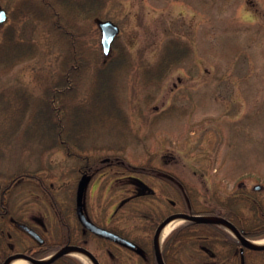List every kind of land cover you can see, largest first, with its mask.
<instances>
[{"label":"rangeland","instance_id":"1","mask_svg":"<svg viewBox=\"0 0 264 264\" xmlns=\"http://www.w3.org/2000/svg\"><path fill=\"white\" fill-rule=\"evenodd\" d=\"M0 4L9 13L0 23L1 186L38 172L62 200L87 161L118 157L98 174L90 203L133 193L122 162L146 166L155 194L125 205L130 234L145 229L131 206H186L165 175L184 183L194 208L234 206L262 225L264 0ZM105 19L120 26L108 55Z\"/></svg>","mask_w":264,"mask_h":264},{"label":"flooded vegetation","instance_id":"2","mask_svg":"<svg viewBox=\"0 0 264 264\" xmlns=\"http://www.w3.org/2000/svg\"><path fill=\"white\" fill-rule=\"evenodd\" d=\"M105 164L114 166L121 164V160L118 157L105 158L101 164L87 161L83 166L85 170L81 169L83 175L89 176L84 212L97 225L131 239L135 244L133 247L98 234L82 222L77 206L78 185L61 200L57 193L62 189L49 183L45 176L38 175V172L25 173L12 178L4 186L0 185V264H9L18 258L23 259L20 264H88L73 250L87 254L93 264H161V261L164 264H264V252L258 253L224 225L228 222L234 225L246 239H262L263 217L259 218L262 225L253 228L252 213L246 216L243 211H236L234 206L196 209L193 206H178L179 202L171 199L174 209L169 214L161 213L159 206H154V213L143 210L144 206H131L140 224L150 229L131 237L123 234L121 214L123 218L127 215L125 205L133 204L136 198L148 196V192L153 196L155 191L143 176L128 174L133 193L123 198V203L120 199L117 204H91L90 196H93L98 176L105 173ZM165 177L168 184L176 185L183 199L187 198L178 184L179 178L176 177L179 181H174L175 176ZM17 183L34 186L19 189ZM33 203L44 206H30ZM180 212L202 214L213 220H185L165 235L160 243L159 237L156 241L155 234L160 223L167 216ZM222 219L228 222H221ZM189 222L214 223L229 235L215 229L211 231V228L207 230L206 224L200 228V233L190 234L184 226Z\"/></svg>","mask_w":264,"mask_h":264},{"label":"water","instance_id":"3","mask_svg":"<svg viewBox=\"0 0 264 264\" xmlns=\"http://www.w3.org/2000/svg\"><path fill=\"white\" fill-rule=\"evenodd\" d=\"M7 11L5 10V8L0 4V22H3L7 19ZM98 24L100 26L101 32H102V38H101V42H102V46H103V50L105 52V54H109L110 50H111V44L112 41L114 40V38L116 37V35L119 33L120 31V27L117 23H115L113 20L111 19H105V20H99ZM88 181H89V176L88 175H83L82 178L79 181L78 184V193H77V206H78V211L80 214V218L82 220V222L89 227L91 230H93L94 232L98 233V234H105L107 236L113 237L117 240H120L121 243H124L126 245L129 246H134V242L125 237V236H120L119 234H116L115 232H112L109 229H105L99 225H97L96 223H94L90 218L87 217V215L84 212V195H85V191L88 185ZM260 185H256V188H259ZM176 216H183L189 220H213V219H209L206 218L205 216H203L202 214H191V213H174L170 216H168L167 218H165V220L158 226L157 230H156V234H155V238L156 241H158V237L160 235V232L162 230V227L165 223H167L170 219H172L173 217ZM221 222H228L227 220H220ZM229 223V222H228ZM234 227V226H233ZM237 234L239 236H241L242 240L244 243L248 244L249 246L255 247V248H264V244L263 245H253L250 244L249 242H247V239L245 237H243L239 231L237 230L236 227H234ZM161 264H164L161 261Z\"/></svg>","mask_w":264,"mask_h":264},{"label":"trees","instance_id":"4","mask_svg":"<svg viewBox=\"0 0 264 264\" xmlns=\"http://www.w3.org/2000/svg\"><path fill=\"white\" fill-rule=\"evenodd\" d=\"M119 160H121V158H119ZM122 166L125 167L126 169H128L127 172L129 174H133V175L139 176V177L141 176V174L145 175L144 173L148 171L147 170L148 168L146 166L135 167V166H132L130 164H127V162H122ZM173 179H174V181H179V180H177L176 177L173 178ZM178 184H179V186H181V188L183 187L185 189V191H187L186 188L184 187V185L180 181L178 182ZM184 194H186V196H187V198L184 200L185 203H186V206H192L193 202H191V197L188 196L189 195L188 192H185ZM146 195L151 196V193L148 192ZM144 197H147V196H144ZM126 216L127 215L125 214V216H124L125 219H126ZM203 224H206L207 230H210V228H211V231H212V229H215V230L219 231L221 234L229 235V233L225 229H223L222 227H220V226H218L217 224H214V223L189 222V223L185 224L184 226L189 229L188 233H190V234H198V233H200V228L203 227ZM143 227L145 229H144V231L142 233H144L146 230L150 229V228L147 227V225H143ZM121 232L123 234L129 236V237H131L132 235L133 236L136 235V234H130V231H126L124 228L121 229ZM253 249L258 251V253L264 252V248H253Z\"/></svg>","mask_w":264,"mask_h":264},{"label":"bare ground","instance_id":"5","mask_svg":"<svg viewBox=\"0 0 264 264\" xmlns=\"http://www.w3.org/2000/svg\"><path fill=\"white\" fill-rule=\"evenodd\" d=\"M184 220H185V218L183 216H176V217H173L172 219H170L167 223H165L163 225L162 230H161L160 235H159V243L162 241V239L165 237L166 234H168L175 226H177L178 224H180ZM224 225L230 231H232L233 233H236L235 228L231 224L225 223ZM247 241L253 245H263L264 244V238L257 239V240L256 239H248ZM72 252L74 254H76L77 256L81 257L84 261H86V263L93 264L91 259L84 252L78 251V250H73ZM22 262H23V259L18 258V259L12 260L9 264H20Z\"/></svg>","mask_w":264,"mask_h":264}]
</instances>
